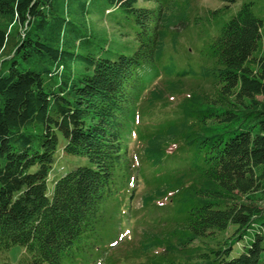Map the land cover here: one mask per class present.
<instances>
[{"label": "trees", "instance_id": "16d2710c", "mask_svg": "<svg viewBox=\"0 0 264 264\" xmlns=\"http://www.w3.org/2000/svg\"><path fill=\"white\" fill-rule=\"evenodd\" d=\"M104 1L132 22V54L88 34L91 0H0V253L23 247L19 264H264V54L255 55L253 4L195 52L167 40L194 0ZM135 136L150 169L135 166ZM60 138L88 165L50 193ZM142 181L152 189L135 210ZM128 226L141 239L122 253L113 247Z\"/></svg>", "mask_w": 264, "mask_h": 264}, {"label": "rangeland", "instance_id": "374dc122", "mask_svg": "<svg viewBox=\"0 0 264 264\" xmlns=\"http://www.w3.org/2000/svg\"><path fill=\"white\" fill-rule=\"evenodd\" d=\"M142 0L138 6H142ZM245 3L253 4V12L255 16L261 20V41L259 43V48L255 55L260 57L264 54V0H238L235 4L227 5L221 0H194L188 11H184L187 15L188 21L186 22V27L179 26L174 28V25L169 24L170 30L176 29L175 37L169 35L167 39L170 43L177 42L182 46V48L192 47L196 52V47L199 48L203 46L207 41L208 37H213L219 34L220 30L231 21ZM144 5V4H143ZM149 6V5H147ZM90 10L92 15L89 18V31L88 34L96 36L102 42H107V45H112L116 52H124L126 54H132L136 44L133 42L132 38L126 37V32L133 28L132 22L125 21L119 11H114L113 8L105 4L104 0H91ZM216 15L210 16V11H218ZM177 11H175L176 13ZM198 17L197 22L194 18ZM210 38V39H211ZM176 39V41L172 40ZM83 50V48H82ZM1 58V56H0ZM7 66V63L5 64ZM165 79V78H164ZM157 83V82H156ZM190 85L193 86L194 83L190 82ZM186 83L182 88L184 93H189L192 90V87ZM156 87H163L164 83L162 81L156 84ZM172 93V89L167 90L166 92ZM173 93H175L173 91ZM172 100V99H170ZM65 145L64 139L60 138V150L57 156V160L53 171L49 177L48 188L51 193L54 188V182L61 178L63 175L72 171L74 168L79 166L88 165V160L84 157L68 155L63 147ZM147 148L146 143L141 142L139 139H136V136L133 137L130 143V153L135 166L145 165L143 159V152ZM146 167L150 169L149 165L146 164ZM152 189L151 183L147 186L146 182L142 181L138 189V195L134 199L133 206L135 210L141 208V194L146 190ZM264 221V215L257 220L258 225ZM257 225V226H258ZM231 230L234 227L231 226ZM261 231L259 227L252 229L251 232L247 235L246 239L242 243L238 244L236 247H248L251 243V238L254 233ZM122 236H118L119 244L113 247V249L120 248L122 253L129 252L138 247L139 240L141 239L140 233L141 229L135 228L134 226H128L127 229L123 228L120 232ZM232 231L229 234H219L218 238H227L230 236ZM123 237V238H122ZM120 238V239H119ZM114 242V241H112ZM25 249L21 246H13L9 250L0 253V263L9 262L11 264H19L25 257H27Z\"/></svg>", "mask_w": 264, "mask_h": 264}]
</instances>
